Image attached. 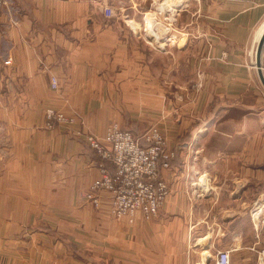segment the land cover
<instances>
[{
  "label": "crops",
  "instance_id": "0c3cea01",
  "mask_svg": "<svg viewBox=\"0 0 264 264\" xmlns=\"http://www.w3.org/2000/svg\"><path fill=\"white\" fill-rule=\"evenodd\" d=\"M117 1L0 8V264H215L227 249L231 264H256L264 0H202L200 15L196 0H160L168 33L145 30L147 12L106 17ZM50 107L80 120L47 128ZM111 123L137 134L159 124L176 153L155 218H114L105 191L98 208L85 198L99 176L87 137Z\"/></svg>",
  "mask_w": 264,
  "mask_h": 264
},
{
  "label": "built area",
  "instance_id": "2783aa9c",
  "mask_svg": "<svg viewBox=\"0 0 264 264\" xmlns=\"http://www.w3.org/2000/svg\"><path fill=\"white\" fill-rule=\"evenodd\" d=\"M8 0H0L3 8ZM105 15L113 16V8L106 5ZM51 87H60L57 77H51ZM76 117H69L54 109L46 110V126L71 125ZM123 130L118 125L110 126L103 138L88 136L99 160V176L86 194V200L94 207L101 205L100 193L110 194V212L114 218L130 217L133 221L137 213L145 220L159 215L167 200L169 188L161 176V170L170 167L173 154L165 149V139L157 128H152L143 137ZM145 143V144H143ZM231 249L220 250L215 264H231ZM264 259V257H263ZM258 264H264V260Z\"/></svg>",
  "mask_w": 264,
  "mask_h": 264
},
{
  "label": "rangeland",
  "instance_id": "374dc122",
  "mask_svg": "<svg viewBox=\"0 0 264 264\" xmlns=\"http://www.w3.org/2000/svg\"><path fill=\"white\" fill-rule=\"evenodd\" d=\"M158 1V3H155L154 1L152 2V0L150 1V0H132V2H128V0L126 1H124V0H119V1H117V3L116 4H114V5H108V6H110V7H112L113 8V11H114V14H113V16L112 17H114V16H116V15H135L134 14V12H136V13H138V15H143L145 12H147L146 13V15H148V22L147 23H144V29L145 30H147V29H149L150 27H151V24L153 25V27L154 28H160L161 30H163V33H168L169 32V28L171 27V24H172V20L169 18V19H166L165 18V20H163V21H160L159 19H158V17L157 16H155V13L156 12H159L160 10H161V6H160V0H157ZM202 2V0L200 1V0H196V4H195V7H196V15H200V14H198L197 13V11H198V9H199V7H200V3ZM8 4V3H7ZM3 8H5V6L3 7ZM2 8V9H3ZM199 13H200V11H198ZM103 13H104V8H103ZM142 13V14H141ZM104 15H105V13H104ZM137 15V14H136ZM107 17V16H106ZM153 18V19H152ZM263 50H264V47H263ZM263 50H262V52H263ZM257 67V66H256ZM261 69H262V73H264V68H263V66H261ZM264 76V75H263ZM53 77V76H52ZM50 81H51V77H50ZM178 103H181V105L182 104H185L184 103V101H182V100H180V101H178ZM49 109V108H48ZM50 109H54V110H56V111H59V112H62V111H60V110H57V109H55V108H52V107H50ZM47 110V109H46ZM64 113V112H63ZM66 114V113H65ZM66 115H68V114H66ZM69 117H74L75 118V116H73V115H68ZM180 118V116L179 115H177V114H174V117H173V119L174 120H176V119H179ZM182 119H183V117H181ZM45 119H46V111H45ZM76 119H77V121H76V123H78L79 121L78 120H80V119H78L77 117H76ZM76 123H73V124H71L72 126H74ZM118 125V127H120L121 129H123V130H127V131H130V132H132L136 137H138V138H141L142 140H141V142H144L143 140V136L149 131V130H151L152 128H157L158 129V131L162 134V136L164 137V139H165V149L169 152V153H171V154H173V157H175V152L173 151L174 149H170L169 147H168V139H167V137H166V135L163 133V131L161 130V128H160V126H158L159 124H157V125H151V127L150 128H148L146 131L144 130L141 134H137V133H135L134 131H132L131 129H124L121 125H119L118 123H111V125L110 126H112V125ZM59 126H65V127H72V126H70V125H56L55 127H52L53 129L54 128H57V127H59ZM109 126V127H110ZM109 127H107V129L109 128ZM47 128H49V127H47ZM52 128H50V129H52ZM107 129H106V131H107ZM88 136H90V135H88ZM97 137V136H96ZM87 139H88V137H87ZM89 141V140H88ZM90 143V142H89ZM143 144H145V143H143ZM91 145V144H90ZM92 147V146H91ZM95 151V150H94ZM96 152V151H95ZM96 155H97V153H96ZM172 160V159H171ZM99 165V164H98ZM171 165H172V161H170V167L169 168H167V169H165L166 171H168V170H170L171 169ZM162 170H164V169H162ZM162 170H161V176L163 177V175H162ZM163 179L166 181V183H167V185H168V188H169V193H170V184H169V181L166 179V178H164L163 177ZM245 184H246V182H245ZM245 184H244V186H245ZM261 187H264V184L263 185H261L260 184V188ZM86 198V197H85ZM259 198H261V196H259ZM248 200H249V198H248ZM250 200H251V205L252 206H254V204L256 203V201L258 200V197H257V195L256 196H253V197H250ZM230 202H232L231 200H230V198L229 197H227V201H226V203L228 204V205H231L232 203H230ZM264 202V196H262V202L261 203H263ZM230 203V204H229ZM164 206V205H163ZM160 213V212H159ZM264 215V214H263ZM264 217V216H263ZM249 224L250 223H247V226H248V228L245 230V232H246V235L248 236V238H247V240H248V244H249V246H250V239H251V237H255L254 235H252V233H251V231H250V226H249ZM259 233H260V237H259V239H260V244H257V246H264V226L262 227V226H260L259 227ZM228 238H229V236H228ZM233 249L235 248V246H233L232 247ZM262 250V249H261ZM258 259H257V263L256 264H258L260 261H262V260H264L263 259V257H264V251H259L258 252Z\"/></svg>",
  "mask_w": 264,
  "mask_h": 264
},
{
  "label": "water",
  "instance_id": "95a60500",
  "mask_svg": "<svg viewBox=\"0 0 264 264\" xmlns=\"http://www.w3.org/2000/svg\"><path fill=\"white\" fill-rule=\"evenodd\" d=\"M263 47H264V33H263V35L260 39V42L258 44V47H257V67H258V72H259L260 78H261L262 83L264 85V76H263L262 69H261V56H262Z\"/></svg>",
  "mask_w": 264,
  "mask_h": 264
},
{
  "label": "bare ground",
  "instance_id": "6f19581e",
  "mask_svg": "<svg viewBox=\"0 0 264 264\" xmlns=\"http://www.w3.org/2000/svg\"><path fill=\"white\" fill-rule=\"evenodd\" d=\"M264 29L261 30L260 34H259V37H258V40L259 38L261 37V34L263 33Z\"/></svg>",
  "mask_w": 264,
  "mask_h": 264
}]
</instances>
